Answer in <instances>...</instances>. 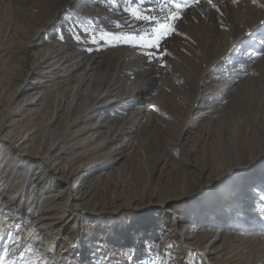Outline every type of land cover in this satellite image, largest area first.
I'll return each instance as SVG.
<instances>
[{"label":"rangeland","instance_id":"374dc122","mask_svg":"<svg viewBox=\"0 0 264 264\" xmlns=\"http://www.w3.org/2000/svg\"><path fill=\"white\" fill-rule=\"evenodd\" d=\"M188 3L180 18L170 21L176 32L163 38L159 48H147L128 38L151 37L157 21L136 20L126 9L136 7L163 23L170 9L175 11L169 0H0V135L5 130L14 137L34 138L20 157H30L24 153L46 135L50 141L58 139L57 131L65 125L61 111L53 129L45 133L41 128L48 123L52 107L45 106L39 116L27 103L30 94L42 91L46 104L50 95L44 85L49 81H57L54 91L61 89L65 78L74 79L93 59L97 62L90 78L94 86H111L118 94L135 86L141 90L126 108L116 109L111 103L101 107L100 116L79 114V122L70 130L72 145L64 149L73 147L72 156L95 162L90 182L99 174L119 179L124 206L137 200L140 208L121 220L112 213L98 218L82 210L64 212L57 204L53 216L49 203H41L43 193L38 187L33 192H39L37 209L30 194L36 189L38 167L33 163L29 167L24 160L26 165L13 174L16 154L8 143L0 142V184L10 185L8 201L16 197L24 206L20 209V203H14L0 208V220L6 223L0 226V254L7 247L6 260L13 264H189L186 249L193 241L163 238L168 227L159 217L170 210L171 222L189 227L195 236L209 229L222 239L226 233L242 238L231 242L220 260L214 259V253L205 256L206 244L196 241L190 246L198 264H264V124L260 136L252 128L250 136L239 140L235 130V122L249 115L257 127L263 123L253 115L260 113L264 119V108L257 105L264 94V36L257 42L254 34L239 39L243 44L236 49L241 53L235 56L239 63H213L251 7L264 13V0L255 4L213 0L215 8L207 0ZM108 32L113 35L102 40ZM46 47L75 52L82 62L63 71L43 70L38 53ZM11 110H19L15 118L8 116ZM121 137L122 141L131 138L135 148L122 145ZM64 157L71 156L64 152L59 165ZM50 178L53 183L55 177ZM97 196L102 204L103 191L96 190ZM153 197L171 198L169 207L155 210L159 206L151 201ZM208 201L220 204L226 215H219L221 211ZM113 208L106 209H120ZM123 235L132 236L134 243L122 241ZM46 239L52 245L43 250ZM159 245H164L163 257Z\"/></svg>","mask_w":264,"mask_h":264},{"label":"bare ground","instance_id":"6f19581e","mask_svg":"<svg viewBox=\"0 0 264 264\" xmlns=\"http://www.w3.org/2000/svg\"><path fill=\"white\" fill-rule=\"evenodd\" d=\"M251 8H252V11H250L248 13V16H246L249 19H246V17L243 18L245 19L244 20L245 22L242 24L237 23V26L234 27L233 30L235 32V36L233 40L231 41V43L228 44V46L224 49V51L221 52L219 56L216 58V60L213 62L214 66L216 63H219L220 61L221 62L225 61V62H230V63L240 62V61H237L235 57V56H241L240 52H236L237 48L240 49L241 47H243V44L239 42L240 38H244L248 34H254L256 38L253 39V42H257L262 36H264V13L262 12L261 9L256 8L255 6ZM234 52H236L235 55H233ZM38 57L40 59V63L42 65L43 70H47V71L48 70L63 71L67 69L68 67L67 65L76 67L79 63L82 62V58L80 55L75 54V52L69 53L66 50L61 49V48L54 49V48L46 47L42 53H38ZM95 63H97L96 60H93V59L90 60L85 66V68L78 75H76L74 79L68 80L65 78L64 84L61 85V89L58 86L59 87L58 89H56L55 91L53 90V88H55V86L57 85L56 83L57 81H49L47 84H45L44 87L49 90L48 94L50 95V97L45 98L47 100L46 104L43 98L42 91H39V92L36 91L33 95L31 94L29 95V101L27 103L30 105L32 109L37 111V114L39 116L42 115L41 114L42 109L44 111L45 106H47V109L49 108V106L52 107L51 109L53 112L49 116L48 123L44 124V126L41 128L45 133L47 132V130L53 129V126L56 122L59 112L61 111L64 112L65 125L62 128H60L59 131H57L58 139H55L54 141H50V139L46 137L47 136L46 135L45 138L43 137V142L42 141L35 142L34 149L30 150L29 153L27 152L28 154L24 153V155L30 156L27 159L20 157L19 154L22 152V150L25 148L26 144L29 141L34 140V138H32L30 134L26 136L23 135V136L14 137L11 135L10 132L8 131L5 132L4 130L2 131V135H0V142L2 146H4L5 143H8V147L10 148V150H12L16 154V157H15L16 159L14 161V165L12 166L13 174H14V171H16L24 163L26 165V162H24V160H28L27 165L29 167L32 165V163L34 164L33 166L36 165L38 167L39 170L36 173H34V175L36 176V178L34 179V181L36 180V183H35L36 189L34 188V190L30 194L33 196L31 203L37 204L36 206L37 209L40 206L37 203V201L39 200V197L37 195L39 194V192L40 193L42 192L43 194L41 195L42 196L41 203L45 201L49 203V207L47 208L49 209V212L53 210L51 212L53 216L56 213L55 204H57V207L60 210H63L64 212L65 210H70V211L79 213V210H82L87 214L88 217L91 215L93 216L95 215L98 218H101L102 216H104L105 218V216L106 217L108 216V213H112L117 216L118 220H121L124 217V215L127 214V212H129L128 214H131L133 211H136L140 208L137 200H135V198L131 199L128 204L126 203L128 207L124 206L123 202H121L123 198H121L120 195L118 194V191H120V189L123 187V184H121L119 179H116L115 177H111V176H106L105 174H99L98 176L95 177V179L92 182H90L89 177L93 171L92 163H95V162H93V160H91L90 158H85L80 155L72 156V154H74L73 151H75L73 150V147L70 150H67V151L64 150L67 147L69 148V146L71 147L72 145L71 144L72 138H70L71 137L70 130L79 122V119H80L78 117L79 114H87L89 112H92V113L94 112V115L100 116L102 113V108H101L102 106H107L111 103H115L116 109H119L120 107L126 108L127 106H130L131 104L135 103L136 101L135 98L141 95L140 94L141 90H139L140 86H135L133 88H130L129 90H127L126 92L122 94H118L114 92V89H112L111 86L106 87L103 84H100V86H94L92 83H90L91 82L90 78H91L92 72L95 70L97 66V65L94 66ZM67 80L68 82H66ZM16 92H18V90ZM262 98L259 100L260 102L257 105L259 107L264 108V94ZM253 102L255 103V101ZM18 112L19 110H11L8 116L10 118H15V115ZM44 115H48V112L46 111ZM259 115L260 113L258 114L257 112H254V115H253L255 120L259 121L260 124L263 122L258 127L254 124V121H252V116L250 117L251 120L249 119L250 115L243 121L238 120L235 122V130L237 132V136H236L237 139L240 140L242 138L250 136L251 134L250 131L252 130V128H254L253 132L256 133L257 135L258 133H261L263 129L264 119H262L260 117L261 115L260 116ZM244 122H246V125ZM3 125L5 126V123H3ZM12 125H10L11 126L10 128H15V126H12ZM258 136H260V134ZM120 139L122 141V137ZM131 141H132L131 138H128V141L127 139L124 138L121 144L129 146L130 148H135L136 142H131ZM226 145L227 143L223 144V147H225ZM64 152H66L67 155H70L71 157L69 158L64 157L63 162L59 165V162L57 161L60 158H62V154ZM69 170H72L70 174H68ZM205 171L206 170H203V172ZM77 172L78 174L79 173H83V174L80 176L79 175L76 176ZM57 175H60V177L56 178ZM49 177H52V178L55 177V180H53V183L52 181L50 183L48 182ZM5 183H7V181L6 182L3 181L0 184V196L2 197L0 198V208L6 207V206L7 208H9L14 203L16 204L20 203L19 204L20 209H23L24 207L23 202L20 200H17L18 198L14 197L9 201L7 200L8 199L7 189H9L10 185H6ZM108 184H110L109 187L107 186ZM185 186L186 184H184L183 188H185ZM37 187H38L39 192H37L38 194L34 193L35 195H33V192L37 190ZM54 190H56L55 193L53 194V196H50V193H52ZM96 190L103 191L104 196H103L102 204H98L97 202L98 196L95 197ZM106 192H110V193L108 194ZM231 197L232 195H226V198L228 199H230ZM50 201H53V202H50ZM151 201L153 203L155 201L156 204L159 206L155 210H160L161 208L163 210L164 208L169 207L168 205L170 204L169 201H171V198L160 201V198L153 197ZM208 203H209V206L214 205L216 208L219 209L218 211H221L219 215L221 216L226 215L225 212L221 209L220 204H215L211 201H208ZM113 206H116L117 208H120V209L113 211V212H108L106 208L114 209ZM119 210H120V214H118ZM163 212L165 216L159 217V219L162 220L160 222H163L164 226L168 227L167 228L168 232L167 234L163 235V238L165 237L167 238L171 236V237L179 238L182 242H184V240L193 241L192 244H188L189 246L186 249L187 251L186 253L190 258L189 264H198V261H199L194 256L193 248L191 247L192 245L195 244L196 241L198 242L201 240L202 243L206 244L205 249H204L205 256H207L208 253H214L215 254L214 259L220 260L223 258L224 254L228 253V249L231 248L230 247L231 242L233 243V242H236L237 239H242L237 233H226L224 234L223 239H222V237L211 233L209 229H206V231H203L200 237L195 236L192 232L191 233L189 232V229H190L189 227H186L184 225L179 228L176 225V223L171 222V220L168 218L170 216L169 215L170 210H167V212L166 211H163ZM30 214H32V212H30ZM240 214L242 215V212ZM57 217L58 215H56L54 219H56ZM242 217L246 218L245 215H243ZM9 220H11V218L10 219L8 218V221ZM60 222L61 221H58V220L57 221L49 220V223H52V224L53 223L59 224ZM0 226L6 227V223H3L2 220H0ZM113 233L110 230L109 236L113 235ZM231 234H233V236L229 237V235ZM100 235L101 233H99V236ZM122 241H125V242L129 241L131 243H134L135 240L132 236L128 237L127 235H123ZM220 241H223V244L217 246V243ZM51 245H52V241L46 239L43 250L46 248L48 249ZM163 246L159 245L158 247L159 255L161 257L164 256ZM45 254H47V252ZM127 259L129 260V258ZM159 260H158V263H159ZM202 261L204 263V260Z\"/></svg>","mask_w":264,"mask_h":264},{"label":"snow or ice","instance_id":"6c2138e0","mask_svg":"<svg viewBox=\"0 0 264 264\" xmlns=\"http://www.w3.org/2000/svg\"><path fill=\"white\" fill-rule=\"evenodd\" d=\"M236 0H233V3H235ZM257 0H253V3L255 4ZM169 3L171 5V8H174L175 11H169V15L165 18V21L163 23H160L156 17L154 16H147L144 15L141 11L138 10L136 7H130L126 9V11L130 12V14L136 19V20H154L157 21V27L153 29L151 37H145L141 36L139 38L136 37H130L128 38V42L135 41L136 43H139L143 47L147 48H159L160 47V41L165 38L166 36L176 32V29L170 21H174L178 18H180L181 12L189 7L188 0H169ZM194 3H200V0H194ZM207 3L212 5V7H216L215 4H213V0H207ZM261 7H264V5H261ZM113 34L103 33L101 35V39H105L106 37H111ZM79 39V37H77ZM95 39H93V43H95ZM0 239H3L2 236H0ZM19 239V238H18ZM9 249L7 247L4 248L3 253L0 254V264H13L12 261H8L5 259V257L9 254ZM27 264H34L32 261H28Z\"/></svg>","mask_w":264,"mask_h":264}]
</instances>
